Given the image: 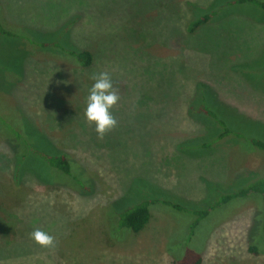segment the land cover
Wrapping results in <instances>:
<instances>
[{
    "label": "rangeland",
    "instance_id": "374dc122",
    "mask_svg": "<svg viewBox=\"0 0 264 264\" xmlns=\"http://www.w3.org/2000/svg\"><path fill=\"white\" fill-rule=\"evenodd\" d=\"M0 12V264H176L186 252L264 264V203L236 195L264 180L251 143H264V0H0ZM101 72L121 98L103 139L84 114ZM62 154L73 174L45 159ZM141 203L152 218L133 234L120 215Z\"/></svg>",
    "mask_w": 264,
    "mask_h": 264
},
{
    "label": "trees",
    "instance_id": "16d2710c",
    "mask_svg": "<svg viewBox=\"0 0 264 264\" xmlns=\"http://www.w3.org/2000/svg\"><path fill=\"white\" fill-rule=\"evenodd\" d=\"M243 1H249V0H238V3H241ZM2 13L0 12V35L2 36H11V33L9 32V29L7 28V25L4 23V20L2 18ZM208 16H204L200 19H198L193 26L198 27L208 21ZM73 57H75L76 66L77 67H89L92 64V55L87 51H78L75 54H73ZM72 57V58H73ZM205 113L209 116H214L211 111L208 109L205 110ZM218 123L224 128V131H229L225 128V125L223 122L218 121ZM253 145H255L257 148H260L264 150V143L261 141L252 140L251 142ZM48 165L50 167L56 168V170H59L61 173L65 175H70L72 173V166L76 163H71L67 160L66 155H57V156H47L45 157ZM254 194L260 197L262 202L264 203V180L261 181V183L257 185L250 186L248 189L243 190L239 192L236 195L246 196L247 194ZM235 195V196H236ZM233 196L226 197L223 201H228ZM164 204L171 205L170 203L165 202ZM151 206L149 203H141L136 205L131 210H128L120 215V223L121 227L130 230L133 234H136L138 232H141L146 225L150 222L152 216L150 213ZM248 253H252L253 255L256 254V249L253 245L247 246ZM202 256L200 254L194 253V252H186V254L176 262V264H202Z\"/></svg>",
    "mask_w": 264,
    "mask_h": 264
},
{
    "label": "clouds",
    "instance_id": "9594fccd",
    "mask_svg": "<svg viewBox=\"0 0 264 264\" xmlns=\"http://www.w3.org/2000/svg\"><path fill=\"white\" fill-rule=\"evenodd\" d=\"M94 83L89 89L86 98L85 117L90 124H95V131L99 139L117 127V119L112 114V109L120 101L117 90L113 88V82L108 72H101L92 77ZM30 238L43 248L54 246L55 239L49 233L34 229Z\"/></svg>",
    "mask_w": 264,
    "mask_h": 264
}]
</instances>
